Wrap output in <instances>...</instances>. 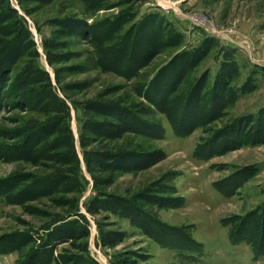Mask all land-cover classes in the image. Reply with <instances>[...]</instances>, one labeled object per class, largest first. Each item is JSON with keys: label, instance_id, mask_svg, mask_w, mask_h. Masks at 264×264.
Segmentation results:
<instances>
[{"label": "rangeland", "instance_id": "obj_1", "mask_svg": "<svg viewBox=\"0 0 264 264\" xmlns=\"http://www.w3.org/2000/svg\"><path fill=\"white\" fill-rule=\"evenodd\" d=\"M159 1L0 0V264H264V0ZM152 15L173 39L131 70ZM182 49L185 126L153 102Z\"/></svg>", "mask_w": 264, "mask_h": 264}, {"label": "trees", "instance_id": "obj_2", "mask_svg": "<svg viewBox=\"0 0 264 264\" xmlns=\"http://www.w3.org/2000/svg\"><path fill=\"white\" fill-rule=\"evenodd\" d=\"M153 16L154 15H152V17ZM154 17L151 19H148L147 22L143 26L142 25L137 26L140 21L135 23L136 25L134 24V34L132 36H131V33L129 31L132 30L133 26L130 27L131 29L127 32V35L129 36L128 39H129L130 45H129L128 49L126 50V52H123L121 55L118 54L117 57H120L121 59L124 58V60H128V62H130L129 66H131V70L134 69L135 66L139 67V66L145 64L144 63V62H146L145 58H148V57L151 58L154 55L153 51L155 50L156 45H158L159 43L170 44V42L173 39V37H171V38H166L164 41H161V42L158 41L159 37L163 33L162 32L163 29H165V26L163 27L158 21H156L157 20L156 17L155 18ZM171 29L173 30V28H171ZM174 33L178 34L177 32H174ZM178 36H179V34H178ZM3 53L4 52L1 51V55H0L1 57H2ZM124 53H126L127 55L125 56ZM185 54H186V51H184V49L178 51L177 53H174L169 60H167L163 65H161L159 67V69L157 71L158 73H156V75H155L156 76L155 79L158 77V75L161 76V74L165 71V69L167 67H169V65H171V62H174L173 60H175L179 57H182ZM188 64L189 63H187L186 61L181 64V66H182L181 70L182 71L180 72V75L182 73H184V69H185L186 65H188ZM11 66H12V64H8L6 62H4V64L3 63L0 64V80H1V77L3 78L5 76V73L9 72V70L11 69ZM180 77L181 76L176 77L175 79L171 80V76H168V77L161 76V78L159 77V81L157 78L158 82L155 83L156 88H159L158 89L160 91L159 93H161L162 95L158 99H153V102L156 105H158V107L162 111L166 112L167 114L172 113V116L169 115L170 120L171 119L177 120V122H178L177 124L179 126H185V125H187L185 123L188 121V119L190 117H192L195 114L197 115V110L199 108L200 100H201L200 94H201L203 86H200V85L197 86V83H198L200 77L194 79V81L190 82V84H188L185 88H183L180 93H178L177 95H174L173 102H174V104H176V108H172L171 110H168L165 107L164 103L167 100V96H169L170 93L175 91L177 89L178 85L181 83ZM217 77L219 79V78H221V75L218 76V74H216L215 80H217ZM170 81H172V83H170V84H172V86L170 85V87L168 88ZM215 82H217V81H215ZM23 84L24 83H22L20 86H22ZM196 86H197V88H196ZM3 87H4V85H3ZM210 90L212 91V89H210ZM211 93H213V92H211ZM227 94H228V89H226V85H225L220 89L219 95L221 97L225 98V95H227ZM147 98L149 99L148 94H147ZM211 98H212V96H211ZM211 98H210V100H211ZM218 100H219V98L216 97L214 103L211 102L209 105L211 106V105L218 104ZM118 114H119V116L120 115L123 116L122 112L118 113ZM228 125H229V123H227V124L223 125L221 128H219L216 131V134L214 137L215 140H217V139L221 140V138H222L221 143L224 142V144H221L222 146H224L225 144H227L229 142V140H230L229 137L238 138V136L240 135V132H241L240 125H238V124H237V126L233 127V129H235L233 131L234 133L232 132V130H229V131L226 130L225 131L224 129ZM154 128L158 129L157 126L156 125L154 126V124H153L152 125V131L154 130ZM183 130L186 131L187 129H183ZM236 134H237V136H236ZM235 142L236 141H234L231 146H234V145L236 146L239 144L238 142L237 143H235ZM231 146H227V147L225 146V148H230ZM123 151H125V149L120 150L116 155L122 153ZM262 230L264 232V226H262ZM263 238H264V233L262 234L261 240H263ZM231 240H233V237L231 238ZM177 246L181 247V248H185L187 250L194 249L192 247L189 248L188 246H182V245H177ZM254 250L255 251L260 250L259 244L257 245V247L254 248Z\"/></svg>", "mask_w": 264, "mask_h": 264}, {"label": "built area", "instance_id": "obj_3", "mask_svg": "<svg viewBox=\"0 0 264 264\" xmlns=\"http://www.w3.org/2000/svg\"><path fill=\"white\" fill-rule=\"evenodd\" d=\"M157 1L159 2V4H161V2H160L159 0H157ZM161 5H162V4H161ZM189 20H190L192 23H194L195 25L209 27V26L205 25V24L203 23V21H201V19H197V18H194V17H192V18L189 17ZM209 29H213V28L209 27Z\"/></svg>", "mask_w": 264, "mask_h": 264}]
</instances>
